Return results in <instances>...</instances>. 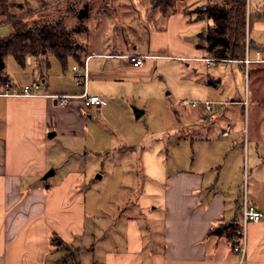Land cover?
<instances>
[{"label": "crops", "instance_id": "crops-1", "mask_svg": "<svg viewBox=\"0 0 264 264\" xmlns=\"http://www.w3.org/2000/svg\"><path fill=\"white\" fill-rule=\"evenodd\" d=\"M207 1H181L177 11L166 17L165 27L149 35L148 53L138 51L135 44V49L122 51L88 47L86 56L82 58L88 68L87 91L103 98L99 107L88 106L79 96L84 87L77 83L74 70L68 74L63 68L64 72L55 79L50 72L52 66L48 57L37 60L30 56L26 67L17 63L20 71L13 66L15 71L12 72L8 66L11 54L4 56L6 67L4 72H0V264H82L77 258L75 261H70V258L76 251L73 248L80 243L79 238L85 234L86 223L92 213L88 207V193L82 189L84 173L73 167L60 171L52 161L51 141L57 136L64 140L85 139L91 131L93 137L100 141L103 138L98 137L103 132L100 130L101 118L105 115L111 118L117 101H125L124 98L130 94L128 84L158 80L156 59L172 57L153 51L171 45L173 49L189 48L181 55L184 58H215L209 56V51L203 48L206 44L201 41L195 47L179 37L181 31L203 24L206 19L200 10H194L197 18L193 20L189 13H185V7L195 3L205 5ZM255 15L259 23L264 24V13ZM210 23H213L212 19ZM249 33L251 38L247 39L243 61L246 58L251 60L248 63L250 70L252 64L264 65V39L261 35L253 37L251 31ZM130 53L147 55L148 58L143 65L134 66L127 57ZM44 60H47L45 69L42 68ZM34 80L44 83L40 95L11 93L14 89L20 91ZM250 80L249 77L246 80L247 87ZM7 84H10L9 88ZM61 94L76 96L70 99L69 104L62 105L57 97ZM132 98L130 101L128 98L127 111L140 119L148 113L147 104H138L137 98ZM199 105L192 108L200 107L197 113L203 122L200 130L196 122H190V125L195 127V131L205 133L207 139L202 137V142H206L213 153L223 151L221 146L225 137L239 129L233 121H213L211 114L207 118L204 105ZM188 106L183 105V109L188 110ZM215 109L214 113H221V108ZM175 111L180 115L179 110ZM262 125L264 120L260 118V127ZM227 127H230V132L225 135ZM107 137L110 139L108 134ZM259 143H255V149H259ZM120 146L127 147L123 143ZM198 162L193 159L190 169H179L169 177L161 232L144 234L138 222L129 218L123 224L120 237L116 236L98 256L95 253V264H264V217L259 222L247 224V245L242 256L224 227L243 225V201H237L235 196L229 199L225 190L218 186L226 181L224 174L230 172V166L211 160L205 169H199ZM50 169L54 173L44 178ZM234 175L236 173L231 177L230 188L235 183ZM98 177L102 178L101 175ZM252 197L250 202L264 213V182ZM93 206L101 207L100 204Z\"/></svg>", "mask_w": 264, "mask_h": 264}, {"label": "rangeland", "instance_id": "rangeland-1", "mask_svg": "<svg viewBox=\"0 0 264 264\" xmlns=\"http://www.w3.org/2000/svg\"><path fill=\"white\" fill-rule=\"evenodd\" d=\"M222 1L208 0L207 3ZM179 3L181 1L177 2L175 10L164 13L147 0H8L5 8L0 6V24H6L0 26V35L11 32L13 16L27 22L42 15L63 17L66 26L77 31L74 37L82 58L88 47L119 51L136 48L148 53L149 35L165 27L166 17L177 11ZM201 5L204 4L188 5L184 11L190 9L188 13L196 20L194 10H199ZM87 6L88 16L81 20L79 12ZM257 12L264 13V0H251L250 17L248 4L246 48L250 31L253 37L261 35L264 39V24L255 17ZM210 20L205 19L203 24L181 31L179 37L195 47L200 41L207 44L205 36L207 25L212 24ZM187 50L189 48L173 49L167 45L153 51L172 57L156 59L158 80L128 84L130 94L124 102L117 101L113 118L107 115L101 118L100 130L103 132L98 137L103 138L100 141L93 137L92 131L85 139L64 140L61 136L52 139L50 150L55 166L60 171L73 167L84 173L82 189L88 193V207L92 212L85 234L79 238L78 247L73 248L76 251L70 261L77 258L82 264H95L101 250L111 245L116 236L120 237L123 224L129 218L138 222L144 234L161 232L169 177L179 169H190L193 159L199 161V169H205L211 160L230 166V172L224 174L226 181L218 185L229 199L235 196L237 201H244L247 196L251 201L255 190L264 182V125L260 127V118L264 120V65L252 64L249 70L243 59H226L212 65L205 59L181 57ZM32 57L37 60L48 57L52 66L50 72L55 79L64 72L55 55ZM9 59V70L15 71L13 66L19 70L12 54ZM42 64L45 69L47 60ZM74 65L79 67L76 59L70 57L68 74L72 73ZM248 77L251 80L247 87ZM132 96L137 98L138 104H147L148 113L140 119L127 111V101L129 97V101L132 100ZM183 99H212L214 108L222 109L219 114L213 113V121L234 122L239 130L225 137L221 146L223 151L213 153L206 142H202V137L207 139L205 133L195 131L190 125V122H196L200 130L203 123L197 115L200 107L189 105L185 111L181 105ZM207 116L210 117L209 113ZM257 142L259 149H255ZM122 143L127 147L120 146ZM234 173L235 183L230 188ZM95 204L101 207L97 209L93 206Z\"/></svg>", "mask_w": 264, "mask_h": 264}, {"label": "trees", "instance_id": "trees-1", "mask_svg": "<svg viewBox=\"0 0 264 264\" xmlns=\"http://www.w3.org/2000/svg\"><path fill=\"white\" fill-rule=\"evenodd\" d=\"M147 1L166 13L169 10H175L177 2L184 0ZM7 3L8 0H0V6L4 8ZM248 4V0H223L199 6L203 18L213 20L212 24L207 25L205 36L207 44L204 45L213 57L220 60H242L246 57ZM250 14L251 9H249V17ZM78 16L84 20L88 16V6L82 9ZM10 23L11 32L5 36L0 35L1 73L6 67L4 56L7 54H12L21 67L27 66L28 56L55 55L65 70L68 68L70 57L75 58L81 65L84 64L74 37L77 31L69 29L63 17L50 18L42 15L39 19L27 22L13 16ZM42 77H44L43 74ZM224 228L227 230L229 239L233 241V246H238L242 240V224Z\"/></svg>", "mask_w": 264, "mask_h": 264}, {"label": "built area", "instance_id": "built-area-1", "mask_svg": "<svg viewBox=\"0 0 264 264\" xmlns=\"http://www.w3.org/2000/svg\"><path fill=\"white\" fill-rule=\"evenodd\" d=\"M127 57L130 59V61L133 63L134 66H141L145 63L146 59L148 58L147 55L143 54H137V53H130L127 54ZM205 60L208 62V64H215L220 59L218 58H205ZM251 60L249 58L245 59V62L248 64ZM74 71L77 78V83L81 84L84 87V91L79 95L85 99V102L88 106H101L103 103V98L98 94H89L87 91V85H88V68L86 63L82 67H78L77 65H74ZM8 88L10 87V84H7ZM40 89H41V82L40 80H34L31 83L25 84L20 91L17 89H14L11 93L16 95H25V96H36L40 95ZM7 89V93H9ZM76 95H70V94H61L57 95L59 98V102L62 105L69 104V101L72 97H75ZM203 104L206 113H209L213 115L214 113V102L212 100H204V101H198V100H189V99H183L181 101V105H192V106H198L199 104ZM230 132V127H227L224 134L228 135ZM264 213L262 210H260L257 206H255L253 203H251L247 196L245 197L243 201V231H242V240L241 243L237 246L240 251H242V256H244L246 251V245H247V234H246V226L249 222H259L263 219Z\"/></svg>", "mask_w": 264, "mask_h": 264}, {"label": "water", "instance_id": "water-1", "mask_svg": "<svg viewBox=\"0 0 264 264\" xmlns=\"http://www.w3.org/2000/svg\"><path fill=\"white\" fill-rule=\"evenodd\" d=\"M78 46V45H77ZM53 134V133H52ZM54 173L53 169H50L49 171H47L44 175V178H48L50 175H52Z\"/></svg>", "mask_w": 264, "mask_h": 264}]
</instances>
